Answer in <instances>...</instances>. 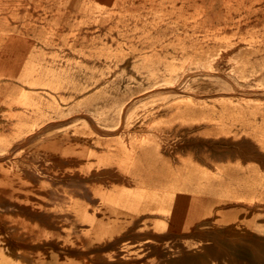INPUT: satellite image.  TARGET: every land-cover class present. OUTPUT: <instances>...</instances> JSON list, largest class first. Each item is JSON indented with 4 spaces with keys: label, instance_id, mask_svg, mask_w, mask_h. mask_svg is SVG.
Listing matches in <instances>:
<instances>
[{
    "label": "rangeland",
    "instance_id": "1",
    "mask_svg": "<svg viewBox=\"0 0 264 264\" xmlns=\"http://www.w3.org/2000/svg\"><path fill=\"white\" fill-rule=\"evenodd\" d=\"M216 2L0 0L1 263L264 264V2Z\"/></svg>",
    "mask_w": 264,
    "mask_h": 264
},
{
    "label": "bare ground",
    "instance_id": "2",
    "mask_svg": "<svg viewBox=\"0 0 264 264\" xmlns=\"http://www.w3.org/2000/svg\"><path fill=\"white\" fill-rule=\"evenodd\" d=\"M218 1L219 0H217V4H218ZM222 1V0H221ZM258 1H263L264 2V0H258ZM121 7V6H120ZM215 8V7H214ZM221 8V7H220ZM217 11V10H216ZM248 31H250V30H248ZM256 31H253V33H255ZM240 48V47H239ZM241 49V48H240ZM238 51V50H237ZM240 51V50H239ZM128 54V53H127ZM232 54V53H231ZM239 54V53H238ZM235 55V54H234ZM237 58V57H236ZM233 72V71H232ZM249 100H254V99H249ZM248 102V101H247ZM155 123V122H154ZM157 129V128H156ZM94 131V130H93ZM153 134V133H152ZM138 142V141H137ZM149 151V150H148ZM188 159V158H187ZM205 159V158H204ZM199 160H200V158H199ZM188 161V160H187ZM206 162V161H205ZM207 162H210V161H208L207 160ZM202 164H203V162H202ZM205 164V163H204ZM208 164V163H207ZM103 169V168H102ZM104 169H106V168H104ZM99 171V170H98ZM95 172V171H94ZM108 173V172H107ZM98 174V173H97ZM161 189V188H160ZM199 194V193H198ZM177 199V198H176ZM8 200V199H7ZM1 201V200H0ZM21 206V205H20ZM19 207V206H18ZM15 208V207H14ZM20 208V207H19ZM29 210V209H28ZM33 211V210H32ZM30 212V211H29ZM2 213V212H1ZM4 213V212H3ZM10 213V212H9ZM35 213V212H34ZM2 215V214H1ZM5 215V214H4ZM47 215V214H46ZM49 215V214H48ZM15 216V215H14ZM45 217V216H44ZM49 218V217H48ZM2 219V218H1ZM0 219V220H1ZM4 219V218H3ZM46 220V219H45ZM48 220V219H47ZM49 220H50V218H49ZM6 221V220H5ZM34 221V220H33ZM53 221V220H52ZM47 222V221H46ZM39 223H40V221H39ZM43 223V222H42ZM50 223V222H49ZM53 223V222H52ZM54 224H56V223H54ZM7 226V225H6ZM20 227V226H19ZM27 227V225H25V227L24 228H26ZM57 227V226H56ZM48 228H51V227H48ZM56 229V228H55ZM35 230V229H34ZM37 231V230H36ZM30 233V232H29ZM14 234H15V232H14ZM14 236V235H13ZM24 236V235H23ZM11 238H12V236H11ZM35 238V237H34ZM10 239V238H9ZM13 240H15L14 238H13ZM18 240V239H17ZM21 240V239H20ZM29 240V239H28ZM27 240V241H28ZM236 241V240H235ZM22 242V241H21ZM21 242H20V244H21ZM32 242V241H31ZM18 243H19V241H18ZM6 244V243H5ZM9 244V243H8ZM12 244V243H11ZM19 244V245H20ZM18 246V245H17ZM24 246V245H23ZM78 246V245H77ZM19 248H21V247H19ZM24 248V247H23ZM12 249V248H11ZM14 249V248H13ZM25 249V248H24ZM255 251H258V250H256V248L254 249ZM260 250V249H259ZM7 251V250H6ZM32 251V250H31ZM17 254V253H16ZM259 255H260V253H259ZM262 255V254H261ZM33 256V255H32ZM255 256H256V254H255ZM257 257V256H256ZM263 257V256H262ZM261 258V257H260ZM264 258V257H263ZM258 260V259H257ZM262 260V259H261ZM261 260H259V262L261 261ZM236 261V260H235ZM262 262H264V261H262ZM0 264H5V263H1L0 262Z\"/></svg>",
    "mask_w": 264,
    "mask_h": 264
},
{
    "label": "crops",
    "instance_id": "3",
    "mask_svg": "<svg viewBox=\"0 0 264 264\" xmlns=\"http://www.w3.org/2000/svg\"><path fill=\"white\" fill-rule=\"evenodd\" d=\"M243 156H244V154H243Z\"/></svg>",
    "mask_w": 264,
    "mask_h": 264
}]
</instances>
